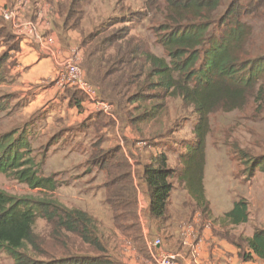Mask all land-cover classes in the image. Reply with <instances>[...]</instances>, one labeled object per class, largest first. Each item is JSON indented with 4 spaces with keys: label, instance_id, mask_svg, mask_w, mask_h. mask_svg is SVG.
<instances>
[{
    "label": "trees",
    "instance_id": "1",
    "mask_svg": "<svg viewBox=\"0 0 264 264\" xmlns=\"http://www.w3.org/2000/svg\"><path fill=\"white\" fill-rule=\"evenodd\" d=\"M224 2L146 0L143 11L133 15L156 23L151 29L167 58L154 54L146 40L133 33V28L94 31L82 42L81 67L90 84L97 89L98 98L112 106L113 114L121 123L128 122L141 138L147 133L151 140L158 137L161 128L149 125L152 122V126L156 125L159 117L166 113V102L170 98L180 99L197 115L194 141L179 157L182 170L171 168L164 153L144 168L150 214L160 220V225L169 219L167 207L174 179L191 195L197 209L204 215L211 214L203 185L210 116L217 112L245 110L252 103L256 106L255 117L264 112V50L252 51L254 28L250 25L252 19H264V0H230L225 9ZM133 19L118 17L114 23H137ZM0 37L9 49H18L13 36L4 28ZM8 59L7 50L0 55V83L5 80ZM11 97L0 96V112L6 111L7 99ZM77 107L80 108V104ZM30 125L29 122L0 135V174L31 189L53 192L58 187L55 174L41 175L32 158ZM94 148H98L97 144ZM253 158L247 160L250 177L257 168L264 171V157ZM91 159L101 169H105L106 160H110L111 166L107 168L110 176L113 175L111 168L120 172L115 177V184L106 185V201L115 213L116 228L123 232L134 229V234L128 236L135 238L138 199L137 190L130 183L128 164L118 158L116 149L96 151ZM121 211L124 213L119 214ZM38 218L53 225L56 238L61 232L74 235L95 253L84 260L75 255V264H119L108 255L111 243H116L114 232L106 233L104 224L87 212L69 209L53 200L18 198L0 190V251L16 264H39L24 253L25 250L39 251L34 233ZM224 219L234 226L248 223L247 200L235 202ZM125 222L129 224L126 226ZM230 241L241 250L244 261L252 260L253 256L264 261V229H256L251 238L239 237ZM62 261L58 263L65 264Z\"/></svg>",
    "mask_w": 264,
    "mask_h": 264
},
{
    "label": "crops",
    "instance_id": "2",
    "mask_svg": "<svg viewBox=\"0 0 264 264\" xmlns=\"http://www.w3.org/2000/svg\"><path fill=\"white\" fill-rule=\"evenodd\" d=\"M121 2L124 1L0 0V32L4 28L13 36L18 48L16 51L9 49L10 47L0 37V53L8 50L9 54L5 80L0 83V89L4 93L0 96L12 95L24 102L25 123L23 126L31 123L28 132L31 144L37 131L43 134L46 130L49 131L48 134L51 136L41 147L44 156L40 162L41 167L44 163H47L50 168L58 166L59 163L62 164L61 161L67 152L63 155L60 152L57 154L52 152V149H56V143L60 137H66L71 131L77 135L78 139L90 137L92 129L100 134L91 145L92 149L87 157L84 173L97 170L104 174V189L101 193L105 200L108 195L106 185L110 182L115 184V177L120 175V172L111 168L113 175L110 176L107 169L111 166L110 160H106V168L101 169L96 161H91L93 154L96 151L106 152L116 149L118 158L128 164L131 174L130 183L136 188L138 199L135 238L128 236V234H134V229L123 232L116 228L115 213L110 207L114 224L111 223L110 226L104 224L106 233L113 231L115 234L116 243H111L108 255L119 264H157L156 259L161 251L175 254L179 264H264L263 260L255 256L250 261H244L240 255L241 250L230 241L233 240V236L226 228L233 225L224 219V215L232 210L234 203L238 200L226 210H221L218 205H215L207 186L205 170L203 178L205 196L210 205L211 215L217 224L213 225L211 220L196 208L191 195L177 179H174V189L167 207L169 219L164 225H160V220L150 214L148 186L144 181L143 173L146 166L154 163V158L161 153L166 156L167 154L156 144L142 143L139 134L131 126L124 125L120 128V119L113 114L114 111L110 113L106 104L99 98L89 100L77 88L63 80L67 63L75 59L80 63L83 61L84 37L93 32L98 19L112 15L115 4ZM7 10L17 12L20 24L28 21L36 22L43 34V40L37 42L17 35L3 19V14ZM79 92L82 96L78 94ZM77 104H80V108ZM40 120L43 123L47 122L45 130L37 128ZM110 129L114 130L119 140L115 145H108V138L111 139ZM133 133L136 135L135 138L130 137ZM96 144L97 149L94 148ZM184 153L179 154L174 165L169 161L168 165L181 171L183 167L179 163V157ZM77 158H80V152L75 148L76 161L79 160ZM77 166L82 167V163H76L75 170ZM65 167H71V163H67ZM205 169L207 170L206 165ZM123 213L124 211L119 212V214ZM124 224L127 226L129 223ZM185 231L189 238L188 246L184 244ZM253 234L246 238H251ZM156 241H160L161 244L155 245Z\"/></svg>",
    "mask_w": 264,
    "mask_h": 264
},
{
    "label": "rangeland",
    "instance_id": "3",
    "mask_svg": "<svg viewBox=\"0 0 264 264\" xmlns=\"http://www.w3.org/2000/svg\"><path fill=\"white\" fill-rule=\"evenodd\" d=\"M123 1L115 4L112 15L98 19L93 32L105 30L114 32L124 28H133V33L144 38L154 54L167 58L163 48L157 42V35L151 29L156 23L152 24L143 17L138 18L133 15L143 11L146 0ZM229 1L225 0L224 9ZM118 17H123V20L134 18L133 20H137V23L136 21L127 24L114 23V19ZM250 25L254 28L252 51L261 52L264 50V19H252ZM2 93L4 91L0 89V95ZM7 102L6 111L0 112V135L13 128L22 127L25 123L24 102L16 96L8 98ZM166 104L167 111L159 117L158 123L152 126L154 123L152 122L149 125L151 128H161L158 137L156 136L155 141L151 140V136L147 133L144 138L140 137V141L148 145L159 146L167 154L169 163L174 165L179 154L184 153L186 146L194 141L197 115L192 107L184 106L180 99L170 98ZM255 107L252 103L245 110L231 113L217 112L210 116L211 132L207 138L205 175H207V186L211 191L212 200L221 210H226L239 199H246L249 204V222L226 228L231 232L233 240L239 237L246 238L256 229H264V171L257 168L251 177L248 176L250 164L247 160L249 157H264V112L260 117H255ZM39 123L37 128L45 130L47 122L43 123L40 120ZM127 123L126 126L129 124ZM120 125V128L124 126L121 123ZM48 132L46 130L43 134L37 131L33 136L32 158L38 164L41 175L47 177L55 174L58 182L57 189L53 192L31 189L12 177L0 174V190L18 198L53 200L69 209H81L106 226H110L111 223L113 225L111 209L101 193L104 189V174L97 170L84 173L87 167L86 160L92 149L91 145L98 139L100 133L92 129L90 137L78 139L77 135L71 131L66 137H60L56 143V149H52V152L55 154L60 152L61 155L67 153L61 161L62 164L59 163L58 166L50 168L47 163H44L42 167L40 165L44 157L41 147L51 136ZM109 135L111 139L108 138V145H115L119 140L113 129H110ZM130 137L135 138L136 135L133 133ZM75 148L80 152L78 161L75 160ZM67 163H71V167H65ZM76 163H82V167L77 166L75 170ZM206 217L213 225L217 224L211 214ZM34 233L39 243V251H24L33 262L60 264L58 262L63 260L65 264H75V255L83 260L95 256V253L81 244L74 235L61 232L56 238V230L45 219H37ZM186 234L185 231L183 238L184 244L188 246L189 238ZM0 264H16V262L5 252L0 251Z\"/></svg>",
    "mask_w": 264,
    "mask_h": 264
},
{
    "label": "built area",
    "instance_id": "4",
    "mask_svg": "<svg viewBox=\"0 0 264 264\" xmlns=\"http://www.w3.org/2000/svg\"><path fill=\"white\" fill-rule=\"evenodd\" d=\"M4 21L8 26L19 36L29 39H34L37 42L43 40V34L40 31L39 25L36 22L28 21L24 24H20L18 21V14L13 10H7L3 14ZM63 80L70 86L77 88L81 91L89 100H95L98 98L97 89L90 84L86 77V73L81 67V63L75 59L70 61L65 66V73H63ZM104 103V102H102ZM106 104L110 113L113 112V107ZM160 241H156L155 245H160ZM157 264H179L178 258L175 254L161 251L157 256Z\"/></svg>",
    "mask_w": 264,
    "mask_h": 264
}]
</instances>
